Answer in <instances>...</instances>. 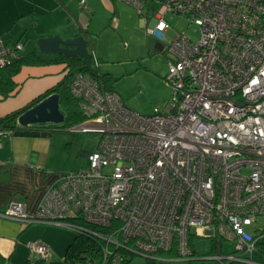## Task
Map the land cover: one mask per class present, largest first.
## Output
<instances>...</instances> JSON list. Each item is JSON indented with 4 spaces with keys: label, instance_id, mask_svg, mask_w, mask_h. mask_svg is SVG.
Instances as JSON below:
<instances>
[{
    "label": "built area",
    "instance_id": "obj_1",
    "mask_svg": "<svg viewBox=\"0 0 264 264\" xmlns=\"http://www.w3.org/2000/svg\"><path fill=\"white\" fill-rule=\"evenodd\" d=\"M116 1L154 16L149 35L166 37L169 14L200 29L195 43L177 33L167 44L165 110L138 114L99 78L74 73L69 92L85 120L72 130L99 134L98 149L86 167L61 174L34 214L11 201L0 216L98 239L101 256L85 264H122L129 254L160 261L172 251V262L261 264L253 257L263 231L246 228L264 217V0ZM23 50L0 38V69ZM201 238L216 240L218 253L199 256ZM29 248L50 260L46 244Z\"/></svg>",
    "mask_w": 264,
    "mask_h": 264
},
{
    "label": "crops",
    "instance_id": "obj_2",
    "mask_svg": "<svg viewBox=\"0 0 264 264\" xmlns=\"http://www.w3.org/2000/svg\"><path fill=\"white\" fill-rule=\"evenodd\" d=\"M116 2L121 1L86 0L82 8L81 0H0V38L7 45L21 43L22 54L39 52L44 58L53 59L56 55L39 51V39L59 36L66 40L85 36L89 46L117 15ZM140 22L147 30L155 21L148 24V19L142 18ZM67 72L65 65L23 67L15 77L17 93L7 99L0 95V116L25 107L57 85ZM12 137L6 138V145L0 142V213L11 201H18L26 205L29 214H34L47 190L64 172H47L41 153L24 149L22 139H18L21 137ZM31 226L0 216V264H42L29 248L30 243L41 238ZM72 242L67 243L65 252Z\"/></svg>",
    "mask_w": 264,
    "mask_h": 264
},
{
    "label": "rangeland",
    "instance_id": "obj_3",
    "mask_svg": "<svg viewBox=\"0 0 264 264\" xmlns=\"http://www.w3.org/2000/svg\"><path fill=\"white\" fill-rule=\"evenodd\" d=\"M19 1V0H13ZM118 13L110 19L104 33L98 35L88 51L99 61L93 65L101 75L110 74L114 79L112 90L120 95L125 105L138 114L150 116L156 111H164L165 105L172 95V87L167 84L169 54H165L166 45L176 37L177 33H186L193 42L200 38V29L194 23L181 15L169 14L166 18L171 31L166 38L154 34L149 35L141 24V16L136 10L122 2L115 3ZM78 8V5H76ZM148 24L154 20L153 15H147ZM51 135L45 138L22 139L21 147L29 151H39L43 159V167L47 172H72L84 168L88 164L87 154L98 149L101 137L96 133H85L65 128L64 122L48 124ZM15 139V136L12 137ZM8 139L1 141L6 145ZM31 151V152H32ZM84 153H86L84 155ZM38 238L33 243H45L52 249L51 262H62L65 246L73 241L76 231L70 228L54 225H33ZM252 234L264 231V217L247 227ZM195 248L199 256L208 255L212 249L210 239H196ZM227 250L231 246L225 244ZM39 260L40 258L37 257ZM171 258H163L158 264H187L172 262ZM84 264V263H82ZM128 264H147L146 258L135 255ZM193 264H203L195 261Z\"/></svg>",
    "mask_w": 264,
    "mask_h": 264
},
{
    "label": "trees",
    "instance_id": "obj_4",
    "mask_svg": "<svg viewBox=\"0 0 264 264\" xmlns=\"http://www.w3.org/2000/svg\"><path fill=\"white\" fill-rule=\"evenodd\" d=\"M98 61L99 60L90 53L85 58L78 56L68 58L63 55H56L53 59H46L39 52H33L20 55L18 59L0 69V95L3 99H7L17 93L18 84L15 82V77L25 66L56 64L65 65L68 70L65 77L57 85L33 99L25 107L13 111L5 116H0V133L2 134L1 140L9 138L16 131L21 130L18 125V119L23 113L54 94H57L60 97V109L65 114V128H71L83 122L85 120V116L80 111L76 100L71 96L68 85L74 73L88 72L99 78L106 88L112 90L113 88L111 83L114 80L112 76L110 74L101 75L93 66L98 65ZM48 128L49 131L53 132L50 126H48ZM89 227L97 229L95 227ZM216 244V240H212V249L209 253L210 255L218 253V247ZM101 245L102 243L96 238L87 234L76 233L73 242L66 249L64 260L62 262H53L52 264H85L86 260L90 258L98 259L101 256ZM191 246H193L192 243ZM257 247V252L254 254L253 259L258 263L264 264V236L257 242ZM127 256L128 258H126L125 262L122 264H128L135 255L129 254ZM159 256L164 258H175L177 253L175 251L163 252L160 253ZM146 261L147 264H158L156 259L146 258ZM202 263L207 264L205 262ZM188 264H193V262ZM228 264L241 263L229 262Z\"/></svg>",
    "mask_w": 264,
    "mask_h": 264
},
{
    "label": "water",
    "instance_id": "obj_5",
    "mask_svg": "<svg viewBox=\"0 0 264 264\" xmlns=\"http://www.w3.org/2000/svg\"><path fill=\"white\" fill-rule=\"evenodd\" d=\"M37 45L39 51L44 54L63 55L68 58L75 56L85 58L89 54L88 40L85 36H76L66 40L59 36L41 38ZM64 121L65 114L60 109V97L54 94L19 117L18 125L21 130L16 131L13 136L45 138L51 135V131L39 129L40 125L60 124Z\"/></svg>",
    "mask_w": 264,
    "mask_h": 264
},
{
    "label": "flooded vegetation",
    "instance_id": "obj_6",
    "mask_svg": "<svg viewBox=\"0 0 264 264\" xmlns=\"http://www.w3.org/2000/svg\"><path fill=\"white\" fill-rule=\"evenodd\" d=\"M42 128V126H39V129H41Z\"/></svg>",
    "mask_w": 264,
    "mask_h": 264
}]
</instances>
